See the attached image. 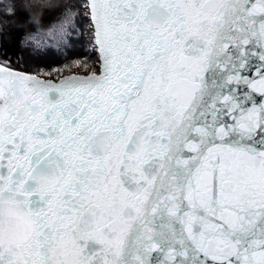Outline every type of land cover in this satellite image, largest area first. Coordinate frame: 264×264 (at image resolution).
Instances as JSON below:
<instances>
[{"label": "snow or ice", "instance_id": "obj_1", "mask_svg": "<svg viewBox=\"0 0 264 264\" xmlns=\"http://www.w3.org/2000/svg\"><path fill=\"white\" fill-rule=\"evenodd\" d=\"M52 11L96 69L0 62V264H264V0H5L0 41Z\"/></svg>", "mask_w": 264, "mask_h": 264}, {"label": "trees", "instance_id": "obj_2", "mask_svg": "<svg viewBox=\"0 0 264 264\" xmlns=\"http://www.w3.org/2000/svg\"><path fill=\"white\" fill-rule=\"evenodd\" d=\"M5 0H0V4ZM54 2L75 3L76 0H54ZM60 12L52 11L42 14L39 18H29V24H17L9 28L10 34L6 42L0 41V62L10 60L15 69L29 74H38L52 68H64L74 60H82L88 63V69H78L81 72H88L94 64L93 47H91V34L87 20L84 16H76L80 20L74 39L77 41L74 46L62 47L54 39L42 34L52 29L60 18ZM36 26L37 31L33 35L19 33L18 28ZM39 49V51H38ZM46 53V54H45Z\"/></svg>", "mask_w": 264, "mask_h": 264}, {"label": "rangeland", "instance_id": "obj_3", "mask_svg": "<svg viewBox=\"0 0 264 264\" xmlns=\"http://www.w3.org/2000/svg\"><path fill=\"white\" fill-rule=\"evenodd\" d=\"M88 26H89V23H88ZM91 47H92V44H91ZM93 63L94 64L90 67L88 72H90L91 70H95L96 69V63H97V57L96 56L94 57ZM72 73H84V72H81L78 69H73Z\"/></svg>", "mask_w": 264, "mask_h": 264}, {"label": "water", "instance_id": "obj_4", "mask_svg": "<svg viewBox=\"0 0 264 264\" xmlns=\"http://www.w3.org/2000/svg\"><path fill=\"white\" fill-rule=\"evenodd\" d=\"M15 70H17V69H15ZM19 71V70H18ZM27 74V73H26ZM68 74H72V75H81V76H83V75H88V74H90V73H85V74H83V73H68ZM31 75V74H30ZM60 78H62V77H60Z\"/></svg>", "mask_w": 264, "mask_h": 264}]
</instances>
